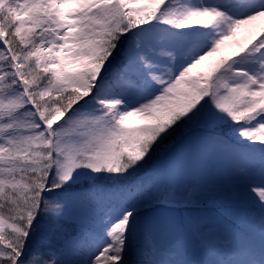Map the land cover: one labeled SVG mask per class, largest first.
I'll return each mask as SVG.
<instances>
[{
    "label": "snow or ice",
    "instance_id": "1",
    "mask_svg": "<svg viewBox=\"0 0 264 264\" xmlns=\"http://www.w3.org/2000/svg\"><path fill=\"white\" fill-rule=\"evenodd\" d=\"M0 264H264V0H0Z\"/></svg>",
    "mask_w": 264,
    "mask_h": 264
},
{
    "label": "rangeland",
    "instance_id": "2",
    "mask_svg": "<svg viewBox=\"0 0 264 264\" xmlns=\"http://www.w3.org/2000/svg\"><path fill=\"white\" fill-rule=\"evenodd\" d=\"M248 33L245 30H241L237 39H246ZM219 175H214L210 177L214 183L220 180ZM241 207V205H237ZM210 215L214 216L217 220V235L214 239V243L218 247H222L228 244L240 243L245 240V237L237 225L242 224V222H247L248 218L255 213H251L249 209H238V208H214L211 206ZM55 243V241H53ZM185 250L181 254V258L187 261L192 259L185 255ZM204 258V257H203ZM211 258V257H206Z\"/></svg>",
    "mask_w": 264,
    "mask_h": 264
},
{
    "label": "trees",
    "instance_id": "3",
    "mask_svg": "<svg viewBox=\"0 0 264 264\" xmlns=\"http://www.w3.org/2000/svg\"><path fill=\"white\" fill-rule=\"evenodd\" d=\"M228 51H230V49L229 50H226L224 54L225 55L228 54ZM211 59H215V57L214 58H211ZM237 205H241V207H239ZM212 207L217 208L215 206H212ZM220 208L248 209V206H247L246 203H243V202H236V201H228V200H225V201H223V207H220ZM237 227H238V229L241 230V232L243 233V235H244V237L246 239L247 238V232L249 230L248 229V226H247V222H242V224H238ZM185 251H186L185 252V255L188 258L192 259V260L199 259V258H203V257L199 256L198 254H196L195 252H193L190 248L185 249Z\"/></svg>",
    "mask_w": 264,
    "mask_h": 264
}]
</instances>
